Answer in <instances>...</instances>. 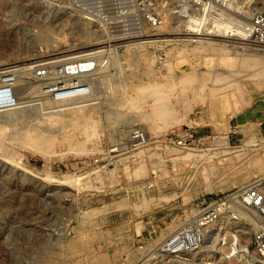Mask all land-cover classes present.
<instances>
[{"label": "rangeland", "instance_id": "obj_1", "mask_svg": "<svg viewBox=\"0 0 264 264\" xmlns=\"http://www.w3.org/2000/svg\"><path fill=\"white\" fill-rule=\"evenodd\" d=\"M54 1L0 0V63L25 68L41 59H61L57 55L64 52H73L71 56L100 46H115L116 52H105L108 60L92 76L94 89L85 101L36 97L40 93L31 89L35 82L26 74L28 69L19 72L29 95L18 108L0 111V264H138L151 247L197 212L203 195L264 176V81L246 78L243 72L255 69V64L242 60L252 53L264 56V51L225 32L215 40L228 43L226 57L216 55L219 42L206 49V44L182 36L192 31L183 24L191 16L205 17L200 31L225 8L227 17L220 19L236 24L264 10V0H234L228 6L190 0L187 12L180 0H154L139 8L133 29L114 36L63 5L54 6ZM147 38L150 42H138L132 49L127 45L129 39ZM151 84L163 88L165 106L173 112L151 114ZM40 100L46 101L44 110L63 108L56 112L60 118L38 110ZM25 128L36 134L57 132V138L39 148L15 140ZM135 128L144 132L142 146L130 141ZM183 128L196 138L188 147L166 140ZM114 146L117 150L111 151ZM238 154L243 156L240 161ZM225 156L235 162L232 167ZM254 157H259V165L252 163Z\"/></svg>", "mask_w": 264, "mask_h": 264}, {"label": "built area", "instance_id": "obj_2", "mask_svg": "<svg viewBox=\"0 0 264 264\" xmlns=\"http://www.w3.org/2000/svg\"><path fill=\"white\" fill-rule=\"evenodd\" d=\"M154 0H55L58 7L65 4L67 11L75 13L104 28V34L116 35L133 29L139 8ZM190 0H180L187 9ZM224 5L228 0H210ZM111 5V6H110ZM56 6V5H54ZM248 43L264 51V10H255L249 17ZM38 60L27 70L40 93L36 97L62 102L92 93V76L108 60L105 53H87L57 60ZM7 68L0 69V108H18L15 89L17 75ZM29 78V77H28ZM194 132L183 128L171 132L166 140L182 147L195 140ZM198 139V138H197ZM130 141L142 146L145 136L142 129H132ZM50 171L51 166H46ZM197 212L182 221L165 239L149 249L148 255L138 264H194L195 252L208 250L207 264L264 263V176L225 192L203 195L196 203ZM251 231L247 238L240 237V225ZM237 238V240H236ZM239 249L247 259L231 261L230 249ZM216 252L218 254H216ZM223 255V257H222Z\"/></svg>", "mask_w": 264, "mask_h": 264}, {"label": "bare ground", "instance_id": "obj_3", "mask_svg": "<svg viewBox=\"0 0 264 264\" xmlns=\"http://www.w3.org/2000/svg\"><path fill=\"white\" fill-rule=\"evenodd\" d=\"M231 0H228V1H226L225 2V5H231V3L234 1V0H232L231 2H230ZM230 2V3H229ZM57 3H59V2H57ZM57 3H55V1H54V4L57 6ZM64 7H66L65 6V4H62ZM190 7V5L189 6H187L186 8L187 9H191V8H189ZM187 9H182V11L183 12H187ZM66 10H67V8H66ZM228 14V13H227ZM219 15H220V17H218V19H215V20H213V23H211V24H209V25H205L204 27L202 26V28L200 29V31H199V27H198V25L199 24H201V23H203L204 22V19H205V17L203 16V15H199V16H196V15H194V16H191V17H189V19H185L184 20V25L187 27V29L189 28L190 30H192L191 32H183V35L182 36H184V40L185 41H194V40H197L198 42H199V46H204L205 44L207 45V46H205V48L207 49V47H209V48H213V44L214 43H216V42H219V47L217 48V53H216V55H222V56H224V55H226L227 53H229V52H227L228 51V43H226V42H221V41H216L215 39H220V38H217L218 36H222L225 32H229L230 34H232V35H237V36H242L243 37V39H245V40H247L248 41V34H249V22L248 21H246V20H244L243 18V20H241V19H238V22L236 23V24H229L227 21H226V19L225 20H221L220 18H226L227 16H226V9L225 8H221L220 10H219ZM91 34V33H90ZM95 34V33H94ZM93 35V34H92ZM89 36V35H88ZM96 36V35H95ZM94 36V37H95ZM98 36V35H97ZM101 35L99 34V37H100ZM92 37V36H91ZM150 38V37H149ZM149 38H147V39H145V40H139V39H129V41H128V43H127V45H129V48L130 49H132L133 47H135L136 46V44H138V42H143L144 43V41H149L150 39ZM154 38H156V37H154ZM92 39V38H91ZM98 39V38H97ZM221 39H224V38H221ZM154 40V39H153ZM163 40V39H162ZM155 41V40H154ZM157 41V40H156ZM98 42V41H97ZM99 42H102V41H99ZM150 42V41H149ZM195 46V45H194ZM101 47V46H100ZM100 47H98V49H96V50H92V51H89V52H81V51H84V50H86V49H81V50H79V52H81V54H87V53H98V54H101V53H105V52H107V51H113L114 53L116 52L115 51V46H113V47H111V50L108 48V47H106V49H103V48H100ZM191 48V47H190ZM193 48V47H192ZM195 48V47H194ZM200 48V47H199ZM199 48H198V50H199ZM196 49V48H195ZM197 50V49H196ZM203 50H205V49H203ZM216 50V49H215ZM65 51V50H64ZM206 51H208V50H206ZM211 51H212V49H211ZM205 52V51H204ZM210 52V51H209ZM213 52V51H212ZM215 52V51H214ZM70 53H73V52H69V53H62V54H59V55H57V56H59V57H63V58H67V55L68 54H70ZM201 53H202V51H201ZM206 53V52H205ZM232 53V52H231ZM203 54V53H202ZM210 54V53H209ZM208 54V55H209ZM80 54H73V55H71V56H79ZM215 55V54H214ZM229 55H231V54H229ZM116 56V55H115ZM207 56V55H206ZM211 56V55H210ZM213 56V55H212ZM211 56V57H212ZM228 55H226V57H227ZM225 57V58H226ZM207 58V57H206ZM220 58V57H219ZM242 60L244 61V63L246 62V60H250L251 62H252V64H255V69H253V70H249V71H247V69H246V71L247 72H243V74L246 76V78H251V79H254V80H258V81H260V80H262V81H264V56H261V55H257V54H255V53H252L251 55L249 54V55H246V56H242ZM221 59V58H220ZM219 60V59H218ZM217 60V61H218ZM239 60V59H238ZM220 63V62H219ZM218 63V64H219ZM246 64H248V63H246ZM18 64L17 63H12V62H4V61H2L1 63H0V69L1 68H7V67H9L10 68V70L11 71H15L16 73V75H17V84H18V86L16 87V89H15V92H16V95H17V97H18V102H24V101H26V99H25V97H27L28 95H29V92L28 91H26V87L24 86V81H23V74H21V73H19L21 70H27V69H29V68H31L32 66H33V63H30V64H28L27 66H25V68H21V67H18L17 66ZM241 64H240V62H239V67H241L240 66ZM248 65H250V64H248ZM242 69H245V68H242ZM242 69H240V71L242 70ZM228 70H229V68H228ZM232 70H234V68H232ZM240 71H238V72H240ZM122 72V71H121ZM121 72H120V74H121ZM230 72H231V70H230ZM235 72V71H234ZM236 72H237V70H236ZM182 74H183V72H182ZM186 74V73H185ZM241 74V73H240ZM240 74H239V76H240ZM232 75V74H231ZM230 75V76H231ZM242 75V74H241ZM233 76V75H232ZM243 76V75H242ZM120 77H122L121 75H120ZM124 77V76H123ZM183 78H184V76H182ZM187 77V76H186ZM216 77H217V75H216ZM237 77V76H236ZM236 77H235V79H236ZM94 78H95V76H94ZM100 78H101V76H100ZM176 78V77H175ZM188 78H190V76L188 77ZM237 78H240V77H237ZM167 79V78H166ZM180 79H182V78H180ZM218 79V78H217ZM233 79V78H232ZM122 80H124V79H122ZM121 81V80H120ZM141 81V80H140ZM146 81V80H145ZM182 81H183V79H182ZM186 81V80H185ZM231 81H233V80H231ZM234 81H236V80H234ZM241 81V80H240ZM239 81V82H240ZM124 82V81H123ZM147 82V81H146ZM229 82V81H228ZM160 83V82H159ZM183 83H185L184 81H183ZM225 83V82H224ZM238 83V82H237ZM127 84V83H126ZM227 84V82L225 83V84H223V85H226ZM240 84H242V83H240ZM122 85V84H121ZM125 85V84H124ZM184 85L185 84H182L181 86H182V90L184 89V90H186L185 88H187V87H184ZM235 85V84H234ZM132 86V85H131ZM186 86V85H185ZM233 86V85H232ZM127 87V86H126ZM133 87V86H132ZM140 87V86H139ZM222 87V86H221ZM129 88V87H128ZM147 88V87H146ZM226 88V87H225ZM228 88H230V87H228ZM228 88H227V90H228ZM235 88L236 87H234V89L233 90H235ZM31 89H34V91H36V86L35 85H32V87H31ZM110 89V88H109ZM108 89V90H109ZM130 89V88H129ZM148 90H149V92H150V96H151V100H152V102H150V104H149V107H151V109H152V111H154V113L152 112L151 113V111H150V113L151 114H155V112H156V116H158L157 115V112L160 114H162V113H164V112H167V111H169V110H171L172 112H173V110H172V108L171 109H169V107L168 106H165V103H164V99H163V95H162V92H164V90L163 91H161L162 89L160 88V86L159 85H157V84H151L150 85V87H148L147 88ZM146 89V90H147ZM167 89V88H166ZM212 89V88H211ZM214 89H215V87H214ZM214 89H212V90H214ZM217 89V88H216ZM123 90H124V88H123ZM239 89H238V87H237V91H238ZM32 91V90H31ZM30 91V92H31ZM166 92H167V90H165ZM226 91V90H225ZM231 91V90H230ZM249 91V90H248ZM109 92V91H108ZM219 92V91H218ZM228 92V91H227ZM238 92H240V91H238ZM121 93H123L124 94V91L123 92H121ZM210 93V92H209ZM223 93V92H222ZM234 93V92H233ZM236 93V92H235ZM109 94V93H108ZM122 94V97L124 96ZM228 94H229V92H228ZM231 94V93H230ZM238 94V93H237ZM91 94H89L88 96H85L86 98L87 97H89ZM94 95H96V94H94ZM94 95H93V97H94ZM121 95V94H120ZM128 95V94H127ZM126 95V96H127ZM147 95V94H146ZM209 95V94H208ZM222 95V94H221ZM98 96V95H97ZM108 96V95H107ZM225 96V95H224ZM239 96V95H238ZM256 96V95H255ZM259 96V95H258ZM84 97V98H85ZM109 97V96H108ZM107 97V98H108ZM129 97V96H128ZM141 97V96H140ZM225 97H227V96H225ZM230 97V96H229ZM237 97V96H236ZM240 97V96H239ZM77 98H81V97H77ZM84 98H82V99H84ZM98 98H100L99 96H98ZM106 98V99H107ZM131 98H133L132 96H131ZM213 98V97H212ZM221 98V97H220ZM224 98V97H223ZM231 98H233V97H231ZM235 98V97H234ZM233 98V99H234ZM251 98V97H250ZM74 99V98H73ZM95 99V98H94ZM222 99V98H221ZM220 99V101H222ZM238 99V98H237ZM85 100H88V98L87 99H84L83 101H85ZM93 100V99H92ZM100 100V99H99ZM80 101V100H79ZM98 101V100H97ZM131 101H132V99H131ZM130 101V102H131ZM230 101V100H229ZM244 101V100H243ZM35 102V101H34ZM33 102V103H34ZM44 102H46L45 100L43 101V100H40L39 101V103H38V106H37V109L38 110H40L41 108L43 109V106H44ZM92 102H95V101H92ZM99 102V101H98ZM145 102V101H144ZM225 102V101H224ZM227 102H228V100H227ZM30 103V102H29ZM32 103V102H31ZM33 103H32V106H33ZM36 103V102H35ZM87 103H89V102H85V103H83V104H87ZM208 103H209V101H208ZM28 104V103H27ZM61 104V103H60ZM64 104V103H63ZM83 104H78V105H76V106H81L82 107V105ZM209 104H211V103H209ZM215 104V103H214ZM75 105V104H74ZM128 105V104H127ZM145 105V104H144ZM212 105V104H211ZM87 106H88V104H87ZM207 106H209V105H207ZM61 107V106H60ZM86 107V106H85ZM142 107V106H141ZM36 108V107H35ZM87 108V107H86ZM213 108H214V106H213ZM3 109H6V108H0V111L1 110H3ZM63 108H57V109H49L48 108V110H44L43 112H49V111H51V112H55V114H52L53 116L54 115H57L58 116V114L59 113H56L58 110H62ZM78 109V108H77ZM84 109V108H83ZM207 109H208V107H207ZM211 109V108H210ZM65 110V109H64ZM87 110V109H86ZM89 110V109H88ZM105 111H107V110H105ZM62 112V111H61ZM65 112V111H64ZM88 112V111H87ZM42 113V112H41ZM41 113H40V115H41ZM171 113V112H170ZM45 114V113H44ZM61 114V113H60ZM66 114V113H65ZM75 114V113H74ZM78 114H80V113H78ZM39 115V114H38ZM51 115V116H52ZM62 115H64V113L62 114ZM67 115V114H66ZM69 115V114H68ZM150 115V114H149ZM50 116V115H49ZM86 116V115H85ZM88 116V115H87ZM150 116H152V115H150ZM149 116V117H150ZM59 117V116H58ZM63 117V116H62ZM65 117V116H64ZM73 117V116H72ZM79 117H81V116H78V118ZM107 117H108V114H107ZM36 118V117H35ZM47 118H49V117H47ZM60 118V117H59ZM67 118H68V116H67ZM90 118V117H89ZM37 120V119H36ZM49 120V119H48ZM62 120V119H61ZM65 120V119H64ZM67 120V119H66ZM32 121V120H31ZM34 121V120H33ZM32 121V122H33ZM38 121V120H37ZM37 121H36V123H37ZM79 121H80V118H79ZM31 122V123H32ZM66 122V121H65ZM70 122V121H69ZM221 122V121H220ZM226 122V121H225ZM34 123V122H33ZM71 123V122H70ZM79 123V122H78ZM217 123V122H216ZM222 123V122H221ZM24 124H26V123H24ZM61 124V123H60ZM92 124V123H91ZM227 124V123H226ZM2 125V124H1ZM22 125V124H21ZM35 125H37L38 126V124H35ZM223 125H225V123L223 124ZM23 126V125H22ZM46 126V125H45ZM53 125H51V127H52ZM87 126V125H86ZM90 127H87L88 128V130L89 129H91L92 127V125H89ZM218 126V125H217ZM16 126H14V128H15ZM20 127V126H19ZM18 127V128H19ZM24 127V126H23ZM25 127H28V126H25ZM47 127H49V126H47ZM60 126L58 125V128H59ZM8 128V127H7ZM6 128V129H7ZM22 128V127H21ZM1 129H3L2 127L0 128V130ZM5 129V130H6ZM10 129V128H9ZM28 128H25V129H20L19 131L21 132V134H18V135H15L14 136V138H15V140L16 139H18V138H21V140L23 141V142H25L26 144H29V145H31V146H34V147H37V148H39V146L41 145L42 146V144H44L45 143V147H46V145H48L49 146V144H48V142H53V140L55 139V138H57V132L56 133H53L52 135H50V134H48V132H46V131H44V132H46L47 134H45V133H40L39 132V134H36V133H32V132H28V130H27ZM30 130H32V129H30ZM33 130H35L34 128H33ZM42 130V129H41ZM44 130V129H43ZM42 130V131H43ZM46 130V129H45ZM50 130L52 131V132H54V131H58L57 129H51L50 128ZM86 130V129H85ZM244 130H245V128H244ZM8 131V130H7ZM59 131H60V129H59ZM5 132V131H4ZM3 132V133H4ZM9 132V131H8ZM50 132V131H49ZM14 133V132H13ZM6 134V133H5ZM8 134V133H7ZM61 134V138H63L64 137V135H63V133H60ZM88 135H89V137L90 138H92V137H94L95 136V134L94 133H88ZM12 138H13V136H12ZM14 138L12 139V140H14ZM9 139V138H8ZM219 139H221V138H219ZM223 139H225V138H223ZM7 140V139H6ZM222 140V139H221ZM9 140H7V142H8ZM19 141V140H18ZM17 141V142H18ZM22 141H19L18 143L19 144H21V143H23ZM10 142H11V140H10ZM13 142V141H12ZM17 142H15V143H17ZM14 143V142H13ZM25 143H23V144H25ZM47 143V144H46ZM117 143V142H116ZM25 144V145H26ZM30 146V147H31ZM53 146V145H52ZM61 146H62V144H61ZM43 148V147H42ZM117 148L118 147H112L110 150L111 151H114V150H117ZM55 149V148H54ZM61 149V148H60ZM40 150V149H39ZM38 150V151H39ZM43 150V149H42ZM41 150V151H42ZM45 151L47 150V148L46 149H44ZM43 150V151H44ZM50 150H52V149H50ZM66 150V149H65ZM48 151V150H47ZM46 151V152H47ZM52 151H54V150H52ZM61 151H63V150H61ZM51 152V151H50ZM49 152V153H50ZM57 152V151H56ZM55 152V153H56ZM226 152H227V150H223L222 151V154L224 155V154H226ZM52 153H54V152H52ZM55 153H54V155H55ZM58 154H60L59 152H57ZM42 154V153H41ZM64 154V153H63ZM221 154V155H222ZM48 155V154H47ZM187 156H188V154H186ZM252 155V154H251ZM198 157V156H197ZM208 158V157H207ZM225 158H227V160H229L228 162L229 163H224V164H226V165H229V166H231L233 163H235V162H232L231 161V158L230 157H226L225 156ZM237 158H239V161L241 160L240 158H243V156L241 157L240 156V154H238V156H237ZM259 157H254V158H252V163H254V164H258L259 163V159H258ZM206 159V158H205ZM211 159H212V157H211ZM215 159V158H214ZM237 160V159H236ZM203 161H205V160H203ZM211 161H213V160H211ZM226 161V160H225ZM216 162V161H215ZM217 163V162H216ZM222 163V162H221ZM220 163V164H221ZM237 163V162H236ZM251 163V162H250ZM240 164V163H239ZM208 165V164H207ZM216 165V164H215ZM222 165V164H221ZM225 165V166H226ZM235 165V164H234ZM233 165V166H234ZM251 165V164H250ZM259 165V164H258ZM208 166H210V165H208ZM243 166V165H242ZM205 167V166H204ZM203 167V168H204ZM219 167H220V165H219ZM232 167V166H231ZM230 167V168H231ZM236 167V166H235ZM260 167H262V166H260ZM229 168V169H230ZM243 168V167H242ZM189 169V168H188ZM216 169V168H215ZM219 170H220V168H218ZM252 169H253V167H252ZM258 169H259V167H258ZM203 170V169H202ZM207 170H209V169H207ZM223 170V169H222ZM227 170V169H226ZM236 170V169H235ZM199 171V170H198ZM225 171V170H224ZM231 171V170H230ZM204 172H205V170H204ZM219 171H217V173H218ZM240 172V171H239ZM42 173V172H41ZM196 173V172H195ZM213 173H215V172H213ZM43 174H44V172H43ZM194 174V173H193ZM201 174H202V172H201ZM200 174V175H201ZM203 174H205V173H203ZM242 174V173H241ZM211 175V174H210ZM209 175V176H210ZM224 175V174H223ZM228 175V174H227ZM49 175H48V173L46 174V175H44V176H42L43 178H47ZM194 176H195V174H194ZM196 177H197V174H196ZM200 177V176H199ZM215 177V176H214ZM204 178V177H203ZM206 178V177H205ZM204 178V179H205ZM233 177H231V179H232ZM63 179H65V180H68L69 178L67 177V176H63ZM71 179V178H70ZM207 179V178H206ZM205 179V180H206ZM235 179V178H234ZM234 179H232V180H234ZM228 181V180H227ZM226 181V183H228ZM231 181V180H230ZM196 182V181H195ZM199 182H200V180H199ZM237 182V181H236ZM194 183V182H193ZM208 183V182H207ZM210 183V182H209ZM240 183H242V182H240ZM247 183V182H246ZM182 184V183H181ZM192 184V183H191ZM201 184V183H200ZM244 184H242L241 186H243ZM189 186V185H188ZM208 187V186H207ZM240 187V186H239ZM176 219V218H175ZM176 220H173V222H175ZM249 231H250V227L249 226H247V225H245V224H242V225H240V237L241 238H247L248 237V233H249ZM171 232V231H170ZM172 233V232H171ZM164 239V238H163ZM236 240H237V238H236ZM208 253H210L208 250H198V251H196L195 252V257H194V259H195V263L194 264H207V256H209L208 255ZM216 254H218L217 252H216ZM227 254H230V258H229V260H227V262L228 263H231V261H238V260H243V259H247L249 262L251 261V257H246L245 255H243V254H241L240 252H239V249H236V248H231L230 249V252L228 251V253ZM145 257V256H144ZM222 257H223V255H222ZM68 259V258H67ZM63 261V260H62ZM143 263L144 264H146L145 263V261H143ZM257 264H264V263H262V262H257Z\"/></svg>", "mask_w": 264, "mask_h": 264}]
</instances>
